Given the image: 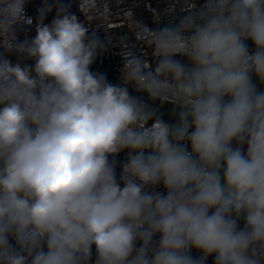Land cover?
<instances>
[{
	"label": "clouds",
	"instance_id": "1",
	"mask_svg": "<svg viewBox=\"0 0 264 264\" xmlns=\"http://www.w3.org/2000/svg\"><path fill=\"white\" fill-rule=\"evenodd\" d=\"M27 3L0 0V264H264V0L133 12L118 84L107 31L43 0L21 40Z\"/></svg>",
	"mask_w": 264,
	"mask_h": 264
},
{
	"label": "built area",
	"instance_id": "2",
	"mask_svg": "<svg viewBox=\"0 0 264 264\" xmlns=\"http://www.w3.org/2000/svg\"><path fill=\"white\" fill-rule=\"evenodd\" d=\"M61 2L69 5L70 12L75 14L80 21L86 22L90 27L102 31L100 32L102 38L105 35L103 31H107L108 35L114 38L111 50L98 55L96 62L91 68L94 72L115 76L119 82L123 61L118 55L119 46L117 41H126L127 44L136 45L138 51L146 52L147 57H151L150 49H147L146 46L145 48L140 47L141 42L138 41L132 31L129 17L134 12L138 19L143 20L149 26H155L159 23V21L154 19L157 12H163L168 6V0H61ZM105 3H107V7L104 6ZM42 4L43 0H28L25 14L32 19V23L23 25L20 31L21 40L26 35L30 38L35 36L38 9L42 7ZM54 15L55 10L46 17L45 23H50ZM249 47L251 49V45ZM125 157L126 152H123L117 159L123 163ZM119 171L120 169L118 167L117 172L119 173ZM92 251L94 257V247ZM193 255L198 254L193 252ZM208 264H213L211 257L208 260Z\"/></svg>",
	"mask_w": 264,
	"mask_h": 264
},
{
	"label": "water",
	"instance_id": "3",
	"mask_svg": "<svg viewBox=\"0 0 264 264\" xmlns=\"http://www.w3.org/2000/svg\"><path fill=\"white\" fill-rule=\"evenodd\" d=\"M249 46L251 45V41L248 42ZM10 59L15 62L16 61V57L12 56L10 57ZM28 63H32L31 61H28ZM91 71H93V69L91 68ZM94 72V71H93ZM108 79V81H110L113 84H118L120 83L118 78L115 76H111V75H105ZM264 87V86H261ZM130 92H132L133 95H140L142 96V98L144 99V101L146 103L152 104V102L148 99L146 94H142V93H136L131 87H130ZM153 107H155L158 110V115H160L162 117V119L165 122L168 123H174L175 122V115H173V108L174 105L171 103H165L163 106H161L159 101H156L154 105H152Z\"/></svg>",
	"mask_w": 264,
	"mask_h": 264
}]
</instances>
